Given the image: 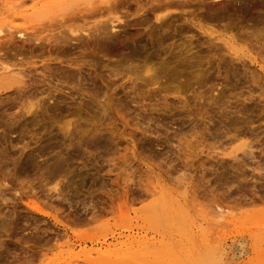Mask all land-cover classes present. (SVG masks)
I'll return each mask as SVG.
<instances>
[{"label": "rangeland", "instance_id": "374dc122", "mask_svg": "<svg viewBox=\"0 0 264 264\" xmlns=\"http://www.w3.org/2000/svg\"><path fill=\"white\" fill-rule=\"evenodd\" d=\"M117 1L115 7L110 2L109 13L129 23L116 26L110 43L85 38L66 50L46 41L30 51L16 35L9 41L6 32L0 37V68L7 67L22 82L0 94V264H53L73 247L80 255L74 262L86 264L81 249L123 241L128 229L159 242L149 248L155 251L130 254L116 264H189L196 251L209 245L204 239L221 235L231 247L239 233L246 250L224 264H264V50L246 31L253 22L264 25V3L259 2L264 0H251L258 3L248 12V0H183V6H172L168 23L185 14L194 24L232 37L250 55L234 59L221 41L207 42L211 36L190 27L173 37L176 43L194 34L191 51L222 58L217 65L203 56V85L170 93L169 105L154 109L131 101L121 85L125 75L110 66L134 45H143L154 63L163 56L154 53V15L143 22L136 10L149 0ZM83 4L63 16L86 27L110 17L107 4ZM19 5L20 0H0V15L18 12ZM78 7L88 9L79 13ZM45 18L36 27H46L42 35L51 25L49 30L61 31L58 16ZM63 59L82 64L71 82L42 68L44 63L67 65ZM189 71L196 72L185 66L181 74ZM182 75L163 86L183 85ZM198 91L201 104L193 96ZM34 93L52 95L46 110L33 120H17L18 100ZM176 96H184V103L172 104ZM67 120L73 121L69 129H59ZM240 141L246 143L243 152L228 156L226 151ZM218 212L224 216L218 218ZM193 237L202 243L195 246Z\"/></svg>", "mask_w": 264, "mask_h": 264}, {"label": "bare ground", "instance_id": "6f19581e", "mask_svg": "<svg viewBox=\"0 0 264 264\" xmlns=\"http://www.w3.org/2000/svg\"><path fill=\"white\" fill-rule=\"evenodd\" d=\"M80 1L85 2V5L86 3L90 5L93 0H20L21 5H19L18 7H20L21 9L18 12L5 10L7 11L6 14L4 13V16H1L3 14L0 15V37H2V34H4L5 32L7 33L6 37L8 41L9 39L13 40L17 39L16 37H18V39H20L22 43L29 44L30 51L31 49L34 50L35 48H39L40 46L43 47L42 45L46 41L48 42V44H59L62 49L67 50L71 48V46L75 47L79 45L80 42L85 38H94L95 40L100 41L102 43H110L116 35V32L114 31L116 29V26L126 27V25H128L129 23L124 20L120 15H117L115 13H109V8L112 7L111 3L113 1L118 3L117 0H95L96 2L107 4V7L109 5L111 6L108 7L107 13L108 15L110 14V17H105V21L102 22L99 19H95L96 21H93V23H91V26L89 25V27H86V25H74L75 21L72 20L73 18H70L71 16H69V19H66L65 16H63V13L70 10L72 6L79 3ZM214 1V4H218L220 0ZM259 2L264 3V1ZM257 3L258 1L248 0L247 5L244 7L245 11L248 12ZM184 4L185 2L183 0H149L148 3L146 2L144 4H141L138 6V9H136L137 12H141L139 18L143 22L149 21V14L154 15V21L151 22L150 25L155 31V37L153 41V45H155L154 53L157 56L163 55L159 59V61H156L155 63L152 62V57L145 54L146 49L143 45H134L130 48L128 55L117 60L116 62H112L110 65L111 67H119V69L123 72L125 76H121L120 78H125V80L121 82V85L123 84V86L127 89V95L129 96V99L139 104L141 108L149 107L150 109H154L160 108V106H164V108H166L169 105L167 98L168 94H179L181 91L187 90L193 84L196 85L195 87H192L193 90L200 88L206 80L207 76V69L203 68L204 66L201 65V59H203V56L208 58H214V62H216L217 65L219 64L218 60H220L222 57L220 56L219 58H215V53L206 52L203 56H201L198 51H191V49L196 46V44H193L192 40V36L194 34L183 35L182 40L176 43V39H173V37L181 35L186 31H189L190 27H195L207 36H211V39H209V41L207 42L211 43L212 40L221 41V43L225 46L226 51L230 55H232L234 59L241 58L242 56H244V54L250 55L248 50H245V48H243L242 46H238L232 37H225L222 33H219L212 28H206L200 24H194L192 17H187L185 14L180 15L174 19H170V23H168L167 17H171V7H179L183 6ZM85 5L83 4V6ZM79 7L77 8L79 10V13L84 9L85 11H87L86 9H88ZM99 7L100 6L98 5L97 8ZM113 7H115L114 4ZM102 8L104 7L102 6ZM73 12L74 11H72V13ZM50 14H55L59 17V20H61L62 22H58L62 24L63 31L61 28V31L58 30L57 32H53V30H49L53 27V25H51V27L50 24H48L50 26L49 29L47 28L49 33L42 35L43 31L46 30V27H40V29L39 27H36L37 25L43 24L40 21ZM8 16H10L11 18L6 21ZM80 17L82 18L81 20L85 18L83 14H80ZM98 18L101 19V16ZM68 21H73V23H67ZM84 21L86 24V20ZM107 21H109V24H106ZM56 22L57 21L55 20V23ZM171 23H173V28L169 32V24L170 26H172ZM185 26L188 29H185ZM246 31L248 33L247 35H249L250 38L252 37L250 40L254 39L255 43H260L259 45H261L264 50V25L260 28L257 22H253L247 25ZM163 33L164 38H162ZM56 59L57 57L47 58V60ZM251 60L253 62H256L255 57L251 58ZM60 61H64L67 65H54L51 63H44L42 64V68L50 69L51 71L55 72L57 76L65 80L67 79L68 81H70V79L74 78L75 76H78L82 64H79L76 59H71L70 61L67 59H63ZM134 62H137V64H141L137 65ZM109 63L110 62L108 61L106 65H108ZM257 64L259 63L257 62ZM185 66H190L196 72L192 73L191 71H189L182 75L181 71L185 69ZM259 66L261 67L262 65L259 64ZM0 69V94L5 93L7 89L9 90L11 85L21 86L22 82L16 74H13L14 72L12 73L10 71H6V69H8L7 67H1ZM112 74L120 75V71L112 69ZM180 75H182L183 77L182 84L184 86L176 85L173 88L163 86V82L173 83L179 81ZM218 84L219 83H216V86H218ZM211 89V91H214L213 88ZM218 91H221V89H219ZM68 94H70V92H68ZM99 94L102 93L99 92ZM150 96L154 98L153 102H151V100L148 98ZM193 96H196V98L198 99V104H201L200 99L202 94H200V91H198V93L194 94ZM217 96L218 93L213 97L214 101H216ZM51 97L52 95H48L46 98H39L37 93H34L31 99L23 97L21 98V100H18L19 102H17V104L19 103V111L16 114L17 120H19L20 118H24V120L35 119L40 113L46 110V101L49 100ZM176 98L177 100L170 99V101L173 102L172 104L184 103L185 101L184 96H176ZM106 104L108 105V103ZM27 114H30L29 118L25 117V115ZM71 122L73 121H64L62 125H59V129H69ZM204 126L203 128L205 129ZM235 138L236 137H234L233 139ZM231 140L232 139H230L228 143H230ZM232 141L234 142V140ZM245 144L246 143L243 141H240L239 143L236 142L235 145H233L226 151V154L234 158L236 151L242 149L243 152ZM53 178L54 177H52V179ZM157 189L159 190V187ZM27 205L30 210L37 212L31 204L28 203ZM216 216L218 218H221L224 216V213L218 212ZM131 231L133 230L128 229V234H126L127 238L123 241L117 240L114 243H107L104 246L101 245L99 247H91L89 249L80 248L82 256H84L82 261H84L86 264H101L103 260V262H106L105 264H116L118 262L120 263L119 260L126 258V256L130 254L136 256V254L141 255L143 252L150 253L155 251L149 249L151 247L157 246L155 244L158 240H154L155 236L147 238V240L150 241L148 243V241L144 239L147 234L139 236L138 232ZM193 239H195V246H199L202 243L201 241H198V238L193 237ZM261 239L264 242V230L262 231ZM204 240L209 245H206L204 248H200L198 251H196V253H194L195 257H193L192 261L189 264H224L226 260H231L233 259V257L242 254L246 250L244 235L242 233L234 235V238L231 241V247L226 246V242L224 241V238L221 237V235L216 234L213 237L211 236ZM70 245L72 246L73 244ZM73 248H70L66 251V256L64 255L62 257H58V259H55L53 261V264H80V262H74L78 260L80 255L77 256V253L73 252ZM92 253L95 254V256L91 257ZM123 255L125 256L123 257ZM249 264H251V262H249Z\"/></svg>", "mask_w": 264, "mask_h": 264}]
</instances>
